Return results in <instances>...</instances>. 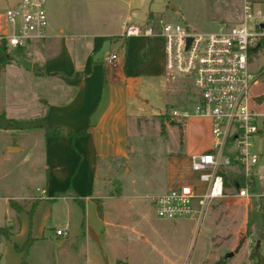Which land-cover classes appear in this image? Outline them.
I'll return each mask as SVG.
<instances>
[{
  "label": "rangeland",
  "instance_id": "obj_1",
  "mask_svg": "<svg viewBox=\"0 0 264 264\" xmlns=\"http://www.w3.org/2000/svg\"><path fill=\"white\" fill-rule=\"evenodd\" d=\"M48 1L49 27L62 35L65 46L61 49L70 52L74 61L78 59L82 63L88 55L90 43L96 40L100 47L92 55L95 62H105L113 52H119L124 62L128 53L129 70L141 74V83L136 96L131 97L129 107L130 140L135 151L127 163L118 165L110 175L106 186L111 188L102 197L104 209L112 220L108 225L110 242L101 239L90 244L87 250L82 249L81 240L72 241L70 237L65 240V246H69L67 250L57 243L39 240L21 253L14 246L22 247L28 237L24 238L26 236L21 232L22 213L19 209H28L29 213L36 202V199L24 197L57 196L58 200L47 201L53 206L46 228L56 234L59 227L69 224L67 212L75 199L72 200L66 192H56L55 195L42 192L47 186L46 167L54 156L58 166L72 172L66 179L55 172V181H52L58 190L69 192L80 157L75 151H66L63 143L55 150L52 145L55 142H48L42 128H0V229L6 232V236H0V264H22L24 261L28 264H263L264 211L254 202L232 197L235 193L232 189L227 191L225 201L214 202L202 218L170 221L156 215L154 196L187 184L202 188L199 173L192 170L188 153L202 154L212 149L211 122L196 116L199 99L193 84L167 76L164 44L158 34L134 38L126 44L125 39L118 37V45H111L112 37L120 36L127 23L147 22V26L157 32L160 30L159 21L164 20L178 23L197 34L242 26L244 0ZM12 4L14 0H0V21L1 15ZM150 12L155 18L152 16L150 19L154 20L149 21L145 18ZM2 33L6 35L7 32ZM94 34L98 35L95 40L90 37ZM32 44L7 50L10 56L34 62L32 74L21 70V63L11 57L3 67L0 66V115L4 113L8 119L45 118L49 113L44 101L58 103L57 90L60 88L68 96L67 100L73 93L70 92L72 89H65L52 78L44 82L33 80L37 72L52 73L51 68L60 70L61 76H71L80 68L74 66L70 70L69 65L61 68L62 61L55 59L57 53L47 60L46 50ZM48 62L49 67H46ZM252 93L264 95V77L260 87L254 88ZM258 110L264 113V101ZM186 114L190 117H185ZM9 147L22 149L15 151ZM60 152H66V163L60 162ZM255 152L261 155L258 185L262 189L264 136L255 140ZM165 170L174 174L172 184L165 177ZM12 200L18 209L11 207ZM74 207L78 209L77 205ZM76 218H73V226ZM247 235L255 240L251 251L246 247Z\"/></svg>",
  "mask_w": 264,
  "mask_h": 264
},
{
  "label": "built area",
  "instance_id": "obj_2",
  "mask_svg": "<svg viewBox=\"0 0 264 264\" xmlns=\"http://www.w3.org/2000/svg\"><path fill=\"white\" fill-rule=\"evenodd\" d=\"M47 7L48 0H14L1 15L0 41L7 49L43 41L49 25ZM242 12V26L208 34L191 33L164 20L159 21L157 32L145 24L126 26L125 38L158 34L164 44L167 76L193 84L199 99L196 116L211 122L212 149L191 156V168L199 173L204 189L182 186L154 196L161 219L202 218L214 202L228 197L223 178L228 171L241 174L244 180L232 197L264 210V186L258 185L261 155L255 152V140L264 136V113L258 110L264 95L252 93L264 77V0H244ZM259 43L261 47L254 50ZM117 60L118 54L112 53L105 63L115 67ZM68 229L66 225L56 234L66 237ZM245 240L247 249L253 250L255 240L249 235Z\"/></svg>",
  "mask_w": 264,
  "mask_h": 264
},
{
  "label": "crops",
  "instance_id": "obj_3",
  "mask_svg": "<svg viewBox=\"0 0 264 264\" xmlns=\"http://www.w3.org/2000/svg\"><path fill=\"white\" fill-rule=\"evenodd\" d=\"M152 16L155 18V15L150 12L145 19L149 21L154 20V18L150 19ZM144 24L148 25L147 22H142L138 25ZM127 25L128 23L124 24V29L120 36L112 37V46L118 45L120 38L125 39V44L128 43L127 41L130 42L131 39H134L125 38L124 33ZM90 37L95 40L98 35L94 34L90 35ZM118 37L120 38L118 39ZM61 38L62 35L53 32L48 25L46 38L43 41H36L31 44L46 50L45 56L47 60H49V56L53 57V53H57V58L55 59H60V61H62L61 68L68 65L70 70L73 69L74 66L77 69L80 68L79 72L71 73V76H68L69 74L61 76L60 72H58L60 70L57 71L51 68L52 73L46 74L44 72H37L36 77H34L35 79H33L36 82H44L48 78H52L64 85L65 89H72L70 92L74 93H71L70 99L67 100L68 96H66V93L60 88L57 90L59 95L58 103L51 102L49 104L47 101H44L49 113L45 119L52 126H57L62 129L61 136H46V139L48 142H55L52 144L55 150L61 148L60 145L63 143L64 146H66V151H75L80 157L79 166L76 172L72 174V190L69 192L65 189L58 190L53 186L52 181H55V172H58L61 176L65 177V179L66 176H69L72 172H68V168H61L58 166V161L54 159V156L52 160H49L48 167H46V169H48V175L46 190H43L45 191L44 194L55 195L56 192H66L67 195L71 196L72 200L75 199L74 204L71 205L73 207H70L71 209H68L67 212L66 219L70 224L68 237L58 236L53 230L46 231L51 219V208L53 206L47 203V201H50V199H52V201L58 200L56 199L57 196H48L47 198L33 196L24 197V199L27 200L36 199V202L32 211L28 213V209H24V211L21 212V232L22 235L26 236L24 238L28 237L25 240H32L31 245L39 240H44L51 244L57 243L58 246H63L64 249L67 248L68 250L69 246H65V240L71 237L72 241L81 240L83 243L82 249L88 250L90 249V244H94L96 241L100 242L101 239L104 242L111 241L108 240V237L111 235L110 226L108 227V225L112 220L110 221L111 217H109V213L104 209L105 201L102 197L105 194L104 192L111 188L110 186H106V184L110 182V175L118 165L127 163L131 159V154L135 151L130 140L131 118L129 107L130 99L136 96L138 87L141 83V74L137 71L129 70L130 66H127L128 53L125 55L126 59L122 62L120 53L113 52L118 54L115 67L107 65L104 61L102 63L95 62L93 53L100 47V43H97L96 40V43H90L88 55L84 60L81 59L83 60L82 63L80 61L78 62L76 58L74 61L70 52L68 53L61 49V47L65 46V42L63 43ZM130 49L132 48L130 47ZM25 60L31 64V70L25 69L22 64L19 65L20 69L24 72H29L28 74H32L34 62L27 59ZM47 66L49 67V62L46 64V67ZM69 130L74 132L84 131L85 134L72 141L68 136ZM182 145L184 146V138ZM11 148L12 147H9V149ZM21 149L22 148H18L14 150L20 151ZM56 153H53V155H57ZM65 153L60 152L58 154L61 157L60 162L63 161V163H66L67 156L64 155ZM198 153L199 152L188 153V158L191 160V156ZM165 173L168 182L172 184L175 180L174 174H171L168 170H165ZM182 186L192 185L187 184ZM192 187L198 191L202 190L200 185ZM70 193H72V195ZM74 196L76 197L74 198ZM79 200L84 201L86 207L84 230L82 229L83 211L78 202ZM75 205L78 206V209L74 207ZM73 218H76L75 226H73L75 221ZM69 224L66 225L69 226ZM58 229L61 228L59 227Z\"/></svg>",
  "mask_w": 264,
  "mask_h": 264
},
{
  "label": "trees",
  "instance_id": "obj_4",
  "mask_svg": "<svg viewBox=\"0 0 264 264\" xmlns=\"http://www.w3.org/2000/svg\"><path fill=\"white\" fill-rule=\"evenodd\" d=\"M5 43L4 41H0V66L3 67L7 60L10 59L8 52L5 50ZM168 118V117H167ZM0 128L4 130H33L36 128H42L46 131L47 137H58L62 134V129L57 126H52L48 124L47 120L45 118H39V119H33V120H27V121H17L13 119H8L6 115L3 113L0 115ZM85 132H74V131H68V136L74 141L77 137L84 135ZM223 178L225 183V189L226 191L232 189L234 192L238 189V185H243V176L239 173H235L232 171L223 172ZM81 209L83 211V222H82V229H85V214H86V207L85 203L82 200L78 201ZM10 205L12 208H17L16 202L13 200L10 202ZM18 209V208H17ZM20 212L24 211V208L19 209ZM264 211V210H263ZM0 236H6V232H3V229H0ZM32 243V240H28L22 247L15 245V250L17 252L23 253V251L28 248ZM22 264H28L26 261H24ZM264 264V263H263Z\"/></svg>",
  "mask_w": 264,
  "mask_h": 264
},
{
  "label": "water",
  "instance_id": "obj_5",
  "mask_svg": "<svg viewBox=\"0 0 264 264\" xmlns=\"http://www.w3.org/2000/svg\"><path fill=\"white\" fill-rule=\"evenodd\" d=\"M189 42H190V39L188 40ZM261 43H259L258 44V46H257V48H255L254 50H256V49H258L259 47H261ZM5 50L7 51L8 49H7V47H5ZM9 57H11V58H13L16 62H18V63H21L22 64V66L25 68V69H27V70H31V64L28 62V61H26L24 58H22V57H18V56H15V55H13V56H10L9 55ZM132 81V80H131ZM11 149H15L14 147H12ZM232 254V253H231ZM230 255V254H229Z\"/></svg>",
  "mask_w": 264,
  "mask_h": 264
}]
</instances>
